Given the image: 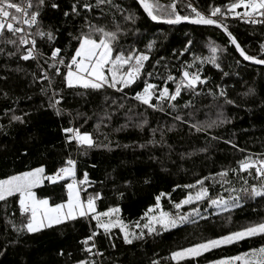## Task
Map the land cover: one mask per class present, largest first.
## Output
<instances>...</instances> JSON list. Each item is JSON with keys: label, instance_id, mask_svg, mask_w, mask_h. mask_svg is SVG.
Masks as SVG:
<instances>
[{"label": "trees", "instance_id": "16d2710c", "mask_svg": "<svg viewBox=\"0 0 264 264\" xmlns=\"http://www.w3.org/2000/svg\"><path fill=\"white\" fill-rule=\"evenodd\" d=\"M85 2L93 5L91 11L81 6L79 15L71 13L73 3ZM159 2L175 3L178 14L192 16L189 2L210 13L230 0ZM52 3L59 7L52 8ZM64 12L69 15L65 17ZM129 14L134 20L125 19ZM39 20L40 29L52 31L56 39L49 42L35 37L42 54L37 59L22 60L15 46L0 40V179L40 166L45 167L46 174H53L71 158L76 161L77 180L88 174L89 183L80 186L81 198L100 193L97 211L119 207L129 230L133 223L143 222L144 213L161 193L165 194L160 201L164 211L182 215L198 208L207 213L167 231L148 234L143 229L141 238L126 244L119 228L105 235L103 229L95 228V221L80 217L36 233L14 230L13 226L19 229L24 217L19 212L18 197H10L0 201V264H74L81 260L87 264H178L170 259L172 252L264 220V197H251L242 191H250L253 185L260 187L264 180L256 176L255 169L251 174L233 171L245 157L264 159V65L245 61L217 27L156 23L136 0H106L99 6L96 0H45ZM89 23L117 32V52L150 57L140 78L122 92L68 88L64 67L58 65L61 75L49 68L51 50L59 47L62 56L70 57L77 47L73 37L87 32ZM224 24L246 54L264 59V24L238 19H228ZM30 31L34 33L36 28ZM153 41L149 51L147 46ZM212 46L218 48L215 54ZM213 55L219 68L207 62ZM196 57L200 59L188 68ZM198 68L207 83L195 91L183 90L176 101L158 102L153 97L156 107L150 108L133 99L145 81L174 91L175 84L167 81L168 75L179 81L182 71L195 72ZM43 74L49 79H43ZM221 90L225 95H220ZM13 116L22 119L13 120ZM66 127L91 133L94 146L67 143ZM223 171L228 175L222 178L218 173ZM69 180L55 184L45 181L34 191L39 198H48L50 205L61 203L67 199L64 185ZM197 180H204L213 199L239 196L240 207L210 212L205 198L175 209V203L199 189V185L195 189L184 187ZM92 231L98 235L89 242L88 247L92 243L95 247L88 252L81 242ZM261 246L264 236H256L179 264H209Z\"/></svg>", "mask_w": 264, "mask_h": 264}, {"label": "snow or ice", "instance_id": "6c2138e0", "mask_svg": "<svg viewBox=\"0 0 264 264\" xmlns=\"http://www.w3.org/2000/svg\"><path fill=\"white\" fill-rule=\"evenodd\" d=\"M105 2L106 0H96L97 6ZM107 2L110 3L111 0H107ZM137 2L144 13L155 22L177 25L182 21H187L196 25H215L221 27L227 35L230 44L235 46L236 51L245 61L264 65V59H258L246 54L236 38L228 31L227 26L213 18L218 15H232L235 18L245 20V22L253 24L264 23V0H230L223 8H212L208 16L199 12L191 4L188 7L191 8L194 16H182L178 14L175 3L163 5L159 0H137ZM44 6L45 0H0V40H3L6 44L15 46L17 52L20 54V58L24 61L37 59L42 55L36 48V36H39L41 39L47 38L49 42L56 39L52 31L46 32L39 27V17ZM81 6L87 11H91L93 8V5L87 2L82 5L73 3L71 5V13L79 15ZM51 7L58 8L59 5L52 3ZM237 9H243L244 11L241 13ZM68 15L69 12H64L65 17ZM125 19L134 20V17L132 14H129ZM33 27L36 28L34 33L30 31ZM88 29L87 32H81L79 35L73 37L77 41V47L70 57L65 58V56H62L61 48H53L50 56L47 58L52 61L49 64V68L54 69L56 75H61V68L58 65L64 67L66 71L63 73V79L68 88L79 87L85 90L91 89L97 91L110 88L122 92L125 88L136 83L143 72L144 62L150 58L149 55L145 53L134 54L133 52H129L125 54L123 51L117 52L114 48V44L118 40L117 32L108 31L104 27H98L91 23L88 24ZM5 33L11 35L6 36ZM154 43L153 41L148 44L149 51L152 49ZM190 44L191 41H189ZM24 46L27 47L25 48ZM261 48L264 49V45H261ZM211 51L215 54L218 48L212 46ZM181 55H183V52H181ZM199 59V57L194 58L193 64L188 65V68L193 67L195 61ZM200 62L204 63L205 61L201 60ZM207 62L217 68L220 67L215 55L207 58ZM148 75L151 76V73ZM225 75L227 74L225 73ZM43 79L47 80L49 77L43 74ZM167 81H172L175 84L174 91H170L167 86L161 88L156 84L145 81L142 91L136 92L133 99L150 108H155L156 105L152 103L153 97L158 102L176 101L183 90L195 91L198 85L207 83L206 78H202L199 68L195 72L185 69L182 71L179 81L174 76L168 75ZM167 81H165V84ZM220 95H225L223 90H221ZM57 103L59 102L57 101ZM228 103H231V101H228ZM57 114H59V110H57ZM12 119L21 121L22 118L20 116H13ZM177 119H180V117H177ZM200 130V128H197V131ZM63 132L66 134L67 143L75 141L78 146H87L89 148L94 146L91 133L81 132L79 128L75 127L63 128ZM238 165V170L233 171H247L251 174V170L255 169L256 176L264 180V159L245 157L238 162ZM218 175L223 178L228 175V172L223 171L218 173ZM67 178H70L71 182L64 185L67 189V199L64 202L50 205L48 198H39L36 191H34V189L41 187L45 181L55 184ZM224 182L227 183L226 180ZM88 183L87 173H84L83 179H76V161L68 158L64 165L53 174H46L45 167L40 166L0 179V201H6L10 197H18L19 212L24 217V222H22L19 229H15V226L13 227L14 230L20 232L36 233L44 228H51L53 225L76 220L80 217L95 221V228L103 229L105 235L110 234L112 229L119 228L120 232L123 233V239L126 244H131L133 238L139 239L145 234L143 231L139 235L129 231L128 225L119 216L121 211L119 207H109L105 211H97L96 201L102 198L100 193L89 195L86 200L82 199V188L80 186ZM244 183L247 184V181L245 180ZM197 185L200 186L199 189L194 194L189 193L184 199L175 203V209L179 210L184 205L201 202L205 198H208L210 207L214 206L221 212H229L234 208L240 207L239 196H229L228 199H224L223 197L211 198L208 189L204 187V180H197L195 184L185 185L184 187L195 189ZM230 191L234 192L235 189H230ZM242 191L248 193L251 197H264V184H261L260 187L253 185L250 191L248 188H243ZM164 195V193H161L157 196L155 198V205L149 207L144 213L147 223H144L142 228L146 229L148 234L158 232L159 230L167 231L175 228L178 223L188 220L189 215H191V213L185 215L177 213L174 215L162 210L160 201ZM192 213L199 215V209L193 208ZM136 227H141L139 222H137ZM96 235H98V232L92 231L91 235L81 242L86 246V251L91 252V249L95 247L94 243L91 244V247H88V245L90 241H94ZM256 236H264V220L259 223L250 224L238 231L230 232L227 235L207 239L195 243L190 247L174 251L171 253L170 259L179 264L180 261L201 257L204 253L210 252L213 249ZM61 255H63L62 252ZM78 264H87V262L81 260ZM152 264H158V262L153 261ZM210 264H264V246L252 248L239 255L214 260Z\"/></svg>", "mask_w": 264, "mask_h": 264}, {"label": "rangeland", "instance_id": "374dc122", "mask_svg": "<svg viewBox=\"0 0 264 264\" xmlns=\"http://www.w3.org/2000/svg\"><path fill=\"white\" fill-rule=\"evenodd\" d=\"M220 23H222V20H219V19H217ZM222 24H224V23H222ZM225 25V24H224ZM68 182H71V179L68 181ZM196 192V191H195ZM194 192V193H195ZM194 193H192V194H194ZM189 194V193H188ZM187 194V195H188ZM217 210H219V209H217V208H215L214 206H211V208H210V212H216ZM158 211V210H157ZM190 212H188V213H184V214H182V215H185V214H189ZM207 213V211H204V212H201V211H199V215H196L195 213H192L191 212V215H189V218H188V220H186V221H189V220H192L193 218H195L196 216H201V215H205ZM181 215V214H180ZM119 216H120V213H119ZM121 218V217H120ZM143 222L142 223H139L140 225H141V227L140 228H137L136 227V224H137V222L136 223H133V225H132V228L129 230V231H131V232H134V233H136L137 235L143 230V228H142V225L144 224V223H147V219L144 217V215H143V220H142ZM186 221H184V222H186ZM181 223H183V222H181ZM179 224V223H178ZM133 229V230H132ZM146 230V229H145ZM190 247V246H189ZM187 248V247H186ZM181 250V249H180ZM176 251H179V250H176ZM74 264H78V262L77 263H74ZM210 264V263H209Z\"/></svg>", "mask_w": 264, "mask_h": 264}, {"label": "built area", "instance_id": "2783aa9c", "mask_svg": "<svg viewBox=\"0 0 264 264\" xmlns=\"http://www.w3.org/2000/svg\"><path fill=\"white\" fill-rule=\"evenodd\" d=\"M189 4H191V6L192 7H194V8H196L199 12H201V13H203L205 16H208V15H210V13H205V12H203V11H201L198 7H196L193 3H191V2H189ZM188 4V5H189ZM189 11L191 12V8H189ZM237 11H239V12H243L244 10L243 9H237ZM191 14H192V16H194V13H192L191 12ZM214 19H219V20H222V23H224L226 20H228V19H238V20H240V21H242V22H245V20H242V19H240V18H235V17H233L232 15H227V16H216V17H213ZM257 19H259V17H257ZM245 23H250V22H245ZM250 24H253V23H250ZM256 24H264V23H256ZM25 48L27 47V46H24ZM75 142V141H74ZM76 143V142H75ZM77 145V144H76ZM78 146V145H77ZM84 239H82V241H83ZM89 247H91V246H89Z\"/></svg>", "mask_w": 264, "mask_h": 264}, {"label": "water", "instance_id": "95a60500", "mask_svg": "<svg viewBox=\"0 0 264 264\" xmlns=\"http://www.w3.org/2000/svg\"><path fill=\"white\" fill-rule=\"evenodd\" d=\"M136 2H137V0H136ZM138 3V2H137ZM138 5H139V3H138ZM140 6V5H139ZM142 9V8H141ZM143 10V9H142ZM144 12V11H143ZM146 14V13H145ZM147 15V14H146ZM148 17V16H147ZM149 18V17H148ZM150 19V18H149ZM151 20V19H150ZM152 21V20H151ZM153 22H155V21H153ZM156 23H162V22H156ZM181 23H189V22H187V21H182ZM190 24H192V23H190ZM209 26H214V27H217V26H215V25H209ZM218 29H220L221 31H223L224 32V30H223V28H221V27H217ZM225 33V32H224ZM226 35V34H225ZM227 36V35H226ZM235 47V46H234ZM248 62H251V61H248ZM251 63H254V62H251ZM254 64H256V63H254ZM260 65V64H259Z\"/></svg>", "mask_w": 264, "mask_h": 264}]
</instances>
